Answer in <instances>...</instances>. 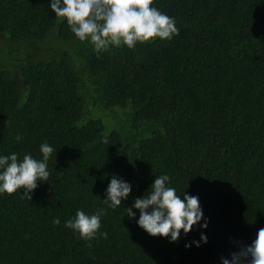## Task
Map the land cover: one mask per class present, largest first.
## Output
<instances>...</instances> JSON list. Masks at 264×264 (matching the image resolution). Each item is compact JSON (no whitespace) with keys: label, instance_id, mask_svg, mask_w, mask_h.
<instances>
[{"label":"trees","instance_id":"1","mask_svg":"<svg viewBox=\"0 0 264 264\" xmlns=\"http://www.w3.org/2000/svg\"><path fill=\"white\" fill-rule=\"evenodd\" d=\"M154 5L176 19L169 40L91 46L0 70V154L39 159L45 141L55 149L32 200L23 189L0 195V264H222L264 228V0ZM53 34L81 41L50 0H0L1 44H39ZM85 94L130 106L124 131L83 120ZM164 173L178 192L199 197L207 229L181 230L170 242L138 225V209L128 216ZM112 174L133 185L114 209L102 201ZM97 208H107V237L86 240L64 226L77 209ZM202 232L207 243L185 246Z\"/></svg>","mask_w":264,"mask_h":264},{"label":"clouds","instance_id":"2","mask_svg":"<svg viewBox=\"0 0 264 264\" xmlns=\"http://www.w3.org/2000/svg\"><path fill=\"white\" fill-rule=\"evenodd\" d=\"M50 8L56 17L66 18L75 36L81 41H89L97 52L113 45L133 48L137 42L154 38L169 40L179 32L175 17L156 7L154 0H50ZM21 139L22 136L17 135L16 140ZM54 151V147L45 141L40 145L42 158L39 159L31 153H25L22 159L16 152L0 154V195L23 189L22 198L32 200L31 193L38 187V182L48 181L50 177L48 165ZM132 188L130 182L112 174L102 201L107 208L114 209L127 200ZM107 208H97L91 214L77 209L75 216L65 220L64 226L86 240L93 239L98 233L107 237V232H100ZM133 209L139 210L137 223L140 227L152 236L169 238L170 242L182 238L181 230L187 235L194 226L207 229L210 222L204 215L199 197L186 191L178 192L167 173L156 176L143 197L134 198L133 205L126 208L131 218L136 217ZM53 223L59 225L60 218L55 217ZM201 242H208L203 232L200 240L185 246L190 248L195 244L200 247ZM222 264H264V228L258 230L251 244L233 252L230 259L223 257Z\"/></svg>","mask_w":264,"mask_h":264},{"label":"rangeland","instance_id":"3","mask_svg":"<svg viewBox=\"0 0 264 264\" xmlns=\"http://www.w3.org/2000/svg\"><path fill=\"white\" fill-rule=\"evenodd\" d=\"M4 36L10 40L9 35L6 34ZM53 36L54 39L51 38L47 41L39 42V44L28 41H21L18 43L8 41L2 44L0 43V70L12 71L13 66H18L21 63H29L38 59L59 58L65 55L66 51H80L85 53L87 48L91 46L93 47V45L87 40L64 43L59 41L55 34H53ZM39 47H41V49H39ZM20 88L21 101L25 102L27 89L25 86H21ZM91 96L92 94L90 95L89 99L88 94H85L86 107L83 120L93 117L102 118L106 125L107 131L113 129L124 131L126 127V117L131 111V107H107L100 101H94ZM116 109L119 111H112Z\"/></svg>","mask_w":264,"mask_h":264}]
</instances>
